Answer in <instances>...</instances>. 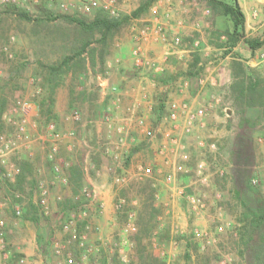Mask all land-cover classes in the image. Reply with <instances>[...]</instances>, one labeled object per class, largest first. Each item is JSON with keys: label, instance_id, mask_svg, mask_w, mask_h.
<instances>
[{"label": "rangeland", "instance_id": "1", "mask_svg": "<svg viewBox=\"0 0 264 264\" xmlns=\"http://www.w3.org/2000/svg\"><path fill=\"white\" fill-rule=\"evenodd\" d=\"M82 3L54 0L0 9V46H9L13 53L12 59L0 53V136L10 150L3 158V170L11 174L9 180L0 182V221L4 222L9 262L21 258L26 262L24 249L28 248L41 258L40 264H62V257L52 249L53 243L59 242L65 247L64 253L80 264L83 252L61 229L64 222L74 218L87 245L104 243L87 257L86 264H105L107 258L118 264L116 250L108 247L119 243L117 249L122 248L129 264H264V220L258 227L259 222L251 221L260 210L264 212V106H247L244 99L242 104L234 103L228 94L232 82L246 85V93L256 83L264 89V46L251 52L245 43L264 38V0L238 3L247 15L244 37L227 54L219 48L217 35L230 30L231 22L212 15L203 2L114 0L115 17L100 9L83 13ZM142 5L144 10L133 16ZM152 7L156 16L150 13ZM95 19L119 24L105 31L101 25L94 26ZM146 20L161 28L166 42L156 35L143 42V67H139L131 54L133 34ZM174 39H178L177 45ZM156 47L162 51L160 60L151 54ZM131 63L140 69L133 71V77L145 78L147 85L157 84L154 103L147 102L146 118L138 102L127 105L123 112L114 108L113 98L120 99L122 90L111 84L110 73ZM207 66L215 68L212 75L205 71ZM209 77L216 79L217 87L216 93L207 97L209 107H198L207 109L206 114L185 135L184 116L179 113L173 130L168 107L177 103L170 102L167 94H196L203 86L201 92L206 91L210 86L203 81ZM98 79L104 81V90L99 88ZM166 85L169 88L165 92ZM142 87L146 93L145 85ZM121 103L120 99L119 106ZM182 104L191 107L185 100L177 105ZM132 106L135 115L143 118L142 127H136L135 119L128 116ZM209 108L218 116L225 109L221 115L227 117L224 123L213 122L212 130L203 133L197 125ZM74 111L80 116L78 122L72 120ZM242 116L246 119L243 127ZM51 124L54 130L49 131ZM223 125L224 131L218 132ZM117 127L125 130L124 141ZM52 132L62 139L54 142ZM171 136L176 143L171 142ZM97 138L110 144L124 142L119 157L126 159L122 183H114L105 170L111 156L93 155ZM51 144L58 148L57 156L69 164L63 170L65 185L52 180V165L47 159ZM77 144L85 150L82 158L77 156ZM175 144L179 153L188 155V161L184 172L176 173L174 181L167 183L166 174L178 162ZM238 151H245L244 161L237 160ZM71 155L80 163H74ZM89 160L97 164L98 176L83 172L82 165ZM198 163L204 164V185L198 181ZM141 169L149 173L139 177ZM78 172L86 180L81 182ZM39 183L50 192L47 213L38 204ZM84 186L93 190L90 203L77 202ZM106 192L111 198L107 210ZM192 196L202 200V208L190 207ZM16 204L21 209L19 217L14 213ZM100 204L104 206L98 214ZM130 214L134 233L124 232ZM102 220L109 242L101 237ZM95 227L98 232L93 231Z\"/></svg>", "mask_w": 264, "mask_h": 264}, {"label": "built area", "instance_id": "2", "mask_svg": "<svg viewBox=\"0 0 264 264\" xmlns=\"http://www.w3.org/2000/svg\"><path fill=\"white\" fill-rule=\"evenodd\" d=\"M53 2L54 0H0V9L2 8H7V7H19L24 4H38L42 2ZM100 9L107 13L110 17H115L117 16V11L115 9L114 5V0H83V3L80 6V10L83 13H90L93 10ZM150 13L153 16L157 15V10L155 8L150 9ZM152 35L159 36L162 42H166V37L165 34L162 32L161 28L156 25L153 26L151 21L146 20L143 22V26L141 27L140 31L138 33L133 34V43L134 47L132 49V56L134 57L135 64L139 67H143V62H142V53H141V44L143 42H146L149 40V38ZM13 38H10L8 43L10 44L12 42ZM174 44H178V39H174ZM0 53L3 54V56L7 59H12L13 58V53L9 49V46H0ZM146 66H149L148 63H146ZM154 71H157V68L154 69ZM99 80V79H98ZM98 86L101 90H104V81L101 79L98 81ZM186 86V84H185ZM103 88V89H102ZM117 95V94H116ZM113 104L114 108L118 110L120 108L118 102L120 103V99L118 97L113 98ZM26 107V104H23ZM24 108V107H23ZM128 116L130 119H135L134 121L136 122V127H142L144 125L143 118H140L138 115H135V106H132L131 108H128ZM180 111V112H179ZM207 109L204 108H198V109H192L188 104H182L181 106L175 104V103H170L168 107V119L169 121L173 124L176 122L179 113L184 116V121H183V127H182V132L185 135H189L194 128V125L198 121L199 118L203 117L206 114ZM72 120L78 122L80 120V116L78 112L74 111L73 114L71 115ZM175 125L173 124L172 129L175 130ZM49 131L54 130V125H49L48 127ZM22 131V129H21ZM116 132L121 135L122 141L126 139V132L122 127H117ZM150 133L148 132V135ZM54 142H58L59 140L62 139V136L59 133H51ZM170 136V135H169ZM171 142L176 143L174 137L171 136ZM120 143V142H119ZM124 143V142H123ZM123 143L121 144H110L107 142H101L99 138L96 139L95 143L93 144L92 150H94L93 155L96 156H111L112 160L109 166L105 168L106 172L110 174L111 179L113 180L114 183L120 184L124 181L122 174L124 170V165L126 162L125 160H120V153L121 149L123 146ZM114 145V146H111ZM176 145V144H175ZM214 148V145L211 146ZM175 152L177 154V159L178 162L173 163L172 165V170L170 173L166 174L165 181L167 183H172L174 181V177L176 173H182L184 172V165L188 161V155L184 153H179L178 151L180 150L179 146L176 145L175 147ZM48 154H47V159L48 162L51 163L52 165V174H53V181L58 182L59 184L65 185L67 182V177L64 174L63 170L66 171L67 167L69 166L68 163L62 161L61 158H59L57 155L58 154V148L56 147L55 144H51L48 146ZM10 152L9 147L7 144H4L3 137L0 136V182L9 180L11 177V174L9 171L3 170V165H5V162L3 161V158L5 155H7ZM98 153V154H97ZM82 170L86 175L89 174H94L95 176H98V167L97 164L89 160V162L84 161L82 165ZM204 170V164L203 163H198L196 165V172L199 177V183L200 184H206L207 178L203 174ZM149 173L148 170H143L141 169L140 172L138 173V176H146ZM220 176H222L223 172L219 171ZM252 184H255V181H252ZM37 191H38V204L41 206V208L47 213V208H48V200H49V189L48 187L42 185L41 183L38 184L37 186ZM94 193L93 190L90 188V186H84L81 191H80V196L79 198H76L80 203H90L93 199ZM18 195H15V199H18ZM189 205L193 209H199L203 207L202 200L197 197V196H192L189 199ZM122 204V202L119 203V206ZM103 204L99 205V210H97L98 214H101L103 211ZM84 207V206H82ZM84 209V208H83ZM86 211H82L83 216H85ZM14 213L17 217L21 215V209L16 204L14 206ZM80 217V216H79ZM132 215L130 214L128 216V223L126 224V227L124 229V232L126 233H134L136 231V228L134 226V223L132 221ZM77 219L71 218L68 221L64 222L61 225L62 231L68 235L69 240L76 243L77 247L83 252L81 256V263L80 264H86V259L88 256L92 255L95 252H98L100 247L104 245L103 242L101 244L97 245V247H91L86 244L85 242V236L82 233H79L77 230ZM4 222L0 221V264H6L5 260L10 257V254L8 253L6 249V244L4 240ZM88 227L85 228L87 230ZM93 231L98 232L99 228L95 227L93 228ZM108 243H105V245ZM121 246V244H114L110 245L108 249L111 251L113 249L116 250V260L118 261V264H129V259L128 256L125 255L122 251V248L117 249V247ZM52 249L54 254L57 256H61L63 259L62 264H77L75 262V259L71 254L68 252L64 253L65 247L61 245L59 242H54L52 245ZM17 264H26L25 259L21 258L18 260ZM105 264H114L112 260L109 258L106 259Z\"/></svg>", "mask_w": 264, "mask_h": 264}, {"label": "crops", "instance_id": "3", "mask_svg": "<svg viewBox=\"0 0 264 264\" xmlns=\"http://www.w3.org/2000/svg\"><path fill=\"white\" fill-rule=\"evenodd\" d=\"M240 1L241 0H237V3H239ZM225 3H227V2H225ZM227 4H229V3H227ZM243 14L245 16V23H247V15L244 12H243ZM151 52H152L151 54H153V56H155L157 58V60H160V58H161L160 54L162 53V51H160L159 48L156 47ZM208 66H210V65H208ZM208 66L206 67L205 71L209 72V75H212V73L215 71V68H213L212 66L211 67H208ZM138 70H140V69L134 68L132 63L127 64V65L124 64L120 69L121 72L118 70L115 72V70H113L110 73V81H111V84L118 86L119 89L122 90L119 92V94H121L120 99L122 100V103L120 106L121 112H123L127 108L126 107L127 105H129V104L132 105L134 102H138V104L144 109L143 115L146 118L147 117V105H148L147 102L149 101V103H154V99H153V97L155 96L154 88L157 86V84L155 86H153V84L147 85L145 78L133 77L134 76L133 71L137 72ZM205 82L203 81L204 84H208V86H210L206 91L201 92V90L204 87L202 85L203 87H201V90L198 91L196 94L191 92L189 94H184L182 96L181 95L175 96L174 94H169V95L167 94V96H168V98H170V100H172L170 102H176L177 104H180L182 101L185 100L193 108L203 107L205 105H207L209 107V104H206L207 100H208L207 97H208L210 92L216 93V87H217L216 79H214L213 77H209L208 79L205 80ZM143 85H145V87L147 89V90L145 89L147 91L146 92L147 94L145 93V91L144 92L141 91L143 88L142 87ZM168 88H169V86L166 85L164 87V89L163 88L162 89L165 90V92H166V90ZM239 88H241V89H239ZM261 90L263 91V95H264V89H261ZM180 92L182 93V91H180ZM228 94H229V96H231L234 103H238L239 100L241 99V95L242 94L246 95V85H242V84L239 85V83L232 82L228 86ZM263 101H264V97H263ZM215 102H217V99ZM239 103H241V102H239ZM235 109H236V107H235ZM240 109H243V108L238 107V109H236V110H240ZM208 111L209 112L207 113V115L204 118H202L197 125L203 133H208L209 131L212 130L211 127L214 126L213 122L217 121V123L218 122L224 123L225 121L223 119H225L227 117L226 114L221 115L222 114L221 112H224L225 109H223L222 111H219L220 116H218L214 111H212L211 108H209ZM230 113L232 115H234L232 111H230ZM120 114H122V113H120ZM236 114H238V112ZM116 120L119 121L118 117H116ZM121 121H123V119ZM245 121H246L245 117L242 116V119L240 120V124L242 127L245 124ZM249 121H250L249 123L253 124L252 119ZM222 127H223V130H219L218 132L222 133L224 131L225 126L223 125ZM261 129L264 130V127H262ZM77 148H78V155L77 156H79V158H82L83 153H85V150L83 149V147H79L78 144H77ZM63 154H64V156H68V154H66L65 151H63ZM69 158L75 160L74 163L79 162L77 160L76 156L71 155V157L69 156ZM102 165H104V164H102ZM102 165H100V168ZM43 173H44V170H43ZM45 175H46V177H48L49 173H45ZM81 175L82 174H80L78 172V176H79L78 178H80V181L83 182V180H86V176L85 175L81 176ZM103 177L104 176H102L101 179H103ZM64 194H65V196H69L66 191L64 192ZM107 194H110V193L106 192L104 194V204L106 206V210L108 209V207H110V200H111L110 196ZM52 204H53V202H52ZM101 223H102V227H101L102 236L101 237H104L105 241L109 242L110 238H109L108 233H107L106 223L104 220H102ZM91 237H92L91 239H95L94 235H92ZM104 250H106V248ZM24 254L26 256V263L27 264H40L41 263V261H40L41 258L38 255H36L33 250H29L28 248L24 249ZM9 258L5 260L6 264H12L13 263V262H9L10 261ZM13 264H17V262L13 263Z\"/></svg>", "mask_w": 264, "mask_h": 264}, {"label": "trees", "instance_id": "4", "mask_svg": "<svg viewBox=\"0 0 264 264\" xmlns=\"http://www.w3.org/2000/svg\"><path fill=\"white\" fill-rule=\"evenodd\" d=\"M199 2L205 3L209 11L212 13V15H218L223 16L225 18H228V20L231 22V29L218 34L217 40L219 41V48L222 47L224 49V54H227L231 49H233L244 37V27H245V16L243 12L241 11L237 0H233L232 4H227L221 0H197ZM144 5L139 7L134 13L133 16H137L144 10ZM13 8V7H12ZM94 26H103L105 31H110L113 28H116L119 23L115 21H102L99 19H95ZM245 43L251 50V52H254L258 49H260L262 46H264V38L263 40H246ZM241 89V88H239ZM263 88H260L259 83H256L254 85H251L248 88V92L245 95H241V100H245V103L247 106L253 107L254 105H261L264 106L263 101V91L261 90ZM251 99H254L251 100ZM160 101V100H159ZM242 103V102H241ZM257 103V104H256ZM162 107L161 103H158V109ZM155 114V113H154ZM237 160L243 161L247 158L245 151H238L237 152ZM253 219H251L252 223H258L257 227L263 222L264 220V212L259 211V214L253 215ZM261 222V223H260Z\"/></svg>", "mask_w": 264, "mask_h": 264}]
</instances>
